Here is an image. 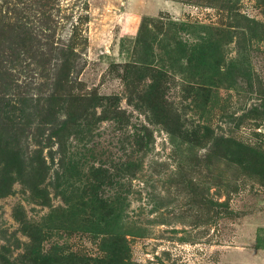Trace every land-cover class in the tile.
<instances>
[{"label": "rangeland", "instance_id": "1", "mask_svg": "<svg viewBox=\"0 0 264 264\" xmlns=\"http://www.w3.org/2000/svg\"><path fill=\"white\" fill-rule=\"evenodd\" d=\"M0 264H264V0H0Z\"/></svg>", "mask_w": 264, "mask_h": 264}]
</instances>
